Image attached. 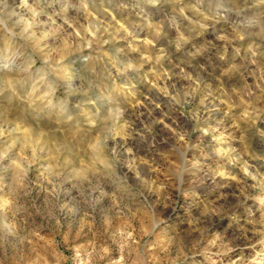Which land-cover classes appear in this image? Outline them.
<instances>
[{
  "label": "rangeland",
  "instance_id": "1",
  "mask_svg": "<svg viewBox=\"0 0 264 264\" xmlns=\"http://www.w3.org/2000/svg\"><path fill=\"white\" fill-rule=\"evenodd\" d=\"M0 264H264V0H0Z\"/></svg>",
  "mask_w": 264,
  "mask_h": 264
}]
</instances>
